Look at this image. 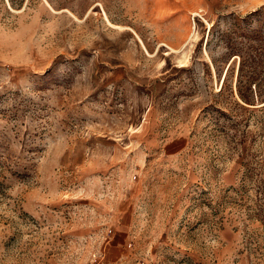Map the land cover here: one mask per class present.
Wrapping results in <instances>:
<instances>
[{
    "label": "rangeland",
    "instance_id": "374dc122",
    "mask_svg": "<svg viewBox=\"0 0 264 264\" xmlns=\"http://www.w3.org/2000/svg\"><path fill=\"white\" fill-rule=\"evenodd\" d=\"M0 264H264V0H0Z\"/></svg>",
    "mask_w": 264,
    "mask_h": 264
}]
</instances>
